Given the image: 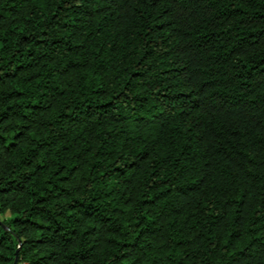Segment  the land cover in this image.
<instances>
[{
  "label": "trees",
  "instance_id": "trees-1",
  "mask_svg": "<svg viewBox=\"0 0 264 264\" xmlns=\"http://www.w3.org/2000/svg\"><path fill=\"white\" fill-rule=\"evenodd\" d=\"M0 264H264V0H0Z\"/></svg>",
  "mask_w": 264,
  "mask_h": 264
},
{
  "label": "water",
  "instance_id": "water-1",
  "mask_svg": "<svg viewBox=\"0 0 264 264\" xmlns=\"http://www.w3.org/2000/svg\"><path fill=\"white\" fill-rule=\"evenodd\" d=\"M17 261H18V255H17V251H16V255H15V258H14V261L12 264H17Z\"/></svg>",
  "mask_w": 264,
  "mask_h": 264
},
{
  "label": "rangeland",
  "instance_id": "rangeland-1",
  "mask_svg": "<svg viewBox=\"0 0 264 264\" xmlns=\"http://www.w3.org/2000/svg\"><path fill=\"white\" fill-rule=\"evenodd\" d=\"M3 217L0 216V219H2Z\"/></svg>",
  "mask_w": 264,
  "mask_h": 264
}]
</instances>
